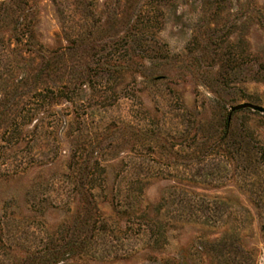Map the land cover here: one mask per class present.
I'll return each mask as SVG.
<instances>
[{"label":"rangeland","instance_id":"374dc122","mask_svg":"<svg viewBox=\"0 0 264 264\" xmlns=\"http://www.w3.org/2000/svg\"><path fill=\"white\" fill-rule=\"evenodd\" d=\"M0 264H264V0H0Z\"/></svg>","mask_w":264,"mask_h":264},{"label":"water","instance_id":"95a60500","mask_svg":"<svg viewBox=\"0 0 264 264\" xmlns=\"http://www.w3.org/2000/svg\"><path fill=\"white\" fill-rule=\"evenodd\" d=\"M248 107H250V108H254V109H257V108H255L254 106H251V105H241V106L237 107L236 109H237V110H240V109L248 108Z\"/></svg>","mask_w":264,"mask_h":264}]
</instances>
